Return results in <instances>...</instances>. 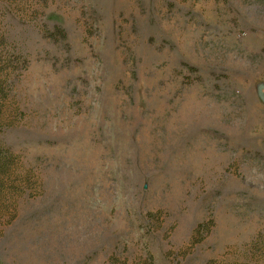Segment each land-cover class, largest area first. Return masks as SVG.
Masks as SVG:
<instances>
[{"label":"rangeland","instance_id":"obj_1","mask_svg":"<svg viewBox=\"0 0 264 264\" xmlns=\"http://www.w3.org/2000/svg\"><path fill=\"white\" fill-rule=\"evenodd\" d=\"M0 264H264V0H0Z\"/></svg>","mask_w":264,"mask_h":264}]
</instances>
